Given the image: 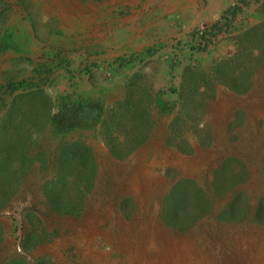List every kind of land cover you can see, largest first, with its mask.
<instances>
[{
    "label": "rangeland",
    "instance_id": "1",
    "mask_svg": "<svg viewBox=\"0 0 264 264\" xmlns=\"http://www.w3.org/2000/svg\"><path fill=\"white\" fill-rule=\"evenodd\" d=\"M1 202L0 264H264V0H0Z\"/></svg>",
    "mask_w": 264,
    "mask_h": 264
},
{
    "label": "trees",
    "instance_id": "2",
    "mask_svg": "<svg viewBox=\"0 0 264 264\" xmlns=\"http://www.w3.org/2000/svg\"><path fill=\"white\" fill-rule=\"evenodd\" d=\"M239 11V9L238 8H236V9H234V13H237ZM215 29H218V27L216 26L215 27ZM198 34V36H194L195 38H198V37H200V42L202 43V44H204L206 41V35H205V33L204 32H201V33H197ZM200 35V36H199ZM256 36L255 35V30H253V31H251L250 33H249V37L250 36ZM248 36V35H247ZM246 36V37H247ZM246 37H245V39H246ZM237 59L239 60V56L237 57ZM234 60L232 59V60H229V61H227L226 62V64H223V65H225L224 66V68L225 69H223V71H222V74H226V73H228L229 74V76H231V68H229V67H227L230 63H232ZM223 65H222V67H223ZM227 65V66H226ZM219 74H220V72H219ZM224 76V75H223ZM220 82L223 84V86H225L227 89H229V90H233V91H235L236 90V84L234 83V82H232V81H230L229 79H227V77H222L221 78V80H220ZM181 98H183L182 96H181ZM85 105V104H84ZM78 106H81V105H78ZM57 108L60 110V108H59V105L57 106ZM86 109H90V110H92L93 108H88V107H86ZM86 109H85V111H86ZM61 110L63 111V108H61ZM71 112H72V109L70 110ZM69 111V112H70ZM86 113L85 112H81V111H77L76 113H74V114H71V113H66L65 115L63 114H60V113H55V114H53V121L55 122V124H56V126L57 127H59V128H64L65 126H67L66 125V121H68V120H72L73 118H75V117H77V118H83V116L85 115ZM81 118V119H82ZM64 125V126H63ZM63 130V129H62ZM74 152V154L76 155V157H78L77 159H79L80 158V155H78V152H81L80 150L79 151H73ZM64 161H66V159L64 158ZM47 195L49 194L48 192L46 193ZM52 193H50V195H51ZM55 204V202H53V208H54V206H56V205H54ZM3 205V203L1 202L0 203V206H2ZM172 205H170V210H169V212H170V216H169V218H171V220L173 219V218H175V216L172 214V212H171V209L173 208V209H176L175 207H172ZM169 214V213H168ZM176 220V219H175Z\"/></svg>",
    "mask_w": 264,
    "mask_h": 264
},
{
    "label": "bare ground",
    "instance_id": "3",
    "mask_svg": "<svg viewBox=\"0 0 264 264\" xmlns=\"http://www.w3.org/2000/svg\"><path fill=\"white\" fill-rule=\"evenodd\" d=\"M59 1V0H58ZM127 1V0H126ZM76 2V1H75ZM57 3V2H56ZM61 3V2H60ZM67 3V2H66ZM62 4V3H61ZM75 4V3H73ZM71 4V5H73ZM69 5V4H68ZM76 5V4H75ZM171 5V4H170ZM177 5V4H175ZM63 8V7H62ZM173 8V7H172ZM65 9V8H63ZM72 9V8H71ZM89 9V8H88ZM74 10V9H73ZM70 11V10H69ZM80 11V10H79ZM61 12V11H60ZM71 12V11H70ZM83 12V11H82ZM63 13V12H62ZM94 13V12H93ZM65 14V13H64ZM78 14V13H77ZM92 14V13H90ZM73 15V14H72ZM68 16V15H67ZM69 17V16H68ZM73 17V16H72ZM70 18V17H69ZM85 24V23H84ZM154 181L152 179L148 180L145 185H147V187H150L151 182ZM95 220H89L88 222V229L85 232V236L87 238L92 237L93 235H95L97 233V224L96 222H94ZM248 237V236H247ZM167 241V240H166ZM171 242H166V247L169 250L168 251V255L167 256H163V257H157L156 261H160L161 264H184L185 261V254L189 252L190 246L189 245H185L184 243H181L179 241L176 240H169ZM242 241V240H241ZM124 243V242H123ZM242 244H244V242L242 241ZM243 247V246H242ZM241 247V248H242ZM251 247V246H250ZM244 254V253H243ZM244 259V258H243ZM240 262V261H239ZM244 263V262H243ZM245 264V263H244Z\"/></svg>",
    "mask_w": 264,
    "mask_h": 264
},
{
    "label": "built area",
    "instance_id": "4",
    "mask_svg": "<svg viewBox=\"0 0 264 264\" xmlns=\"http://www.w3.org/2000/svg\"><path fill=\"white\" fill-rule=\"evenodd\" d=\"M201 32H203V31H199V33H201Z\"/></svg>",
    "mask_w": 264,
    "mask_h": 264
}]
</instances>
